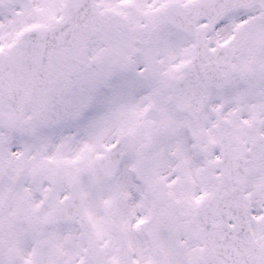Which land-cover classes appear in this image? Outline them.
<instances>
[{
	"label": "snow or ice",
	"instance_id": "obj_1",
	"mask_svg": "<svg viewBox=\"0 0 264 264\" xmlns=\"http://www.w3.org/2000/svg\"><path fill=\"white\" fill-rule=\"evenodd\" d=\"M0 264H264V0H0Z\"/></svg>",
	"mask_w": 264,
	"mask_h": 264
}]
</instances>
